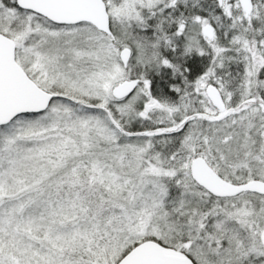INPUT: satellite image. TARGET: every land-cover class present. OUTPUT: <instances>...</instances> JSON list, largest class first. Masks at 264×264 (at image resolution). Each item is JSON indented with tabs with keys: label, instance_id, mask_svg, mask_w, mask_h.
Listing matches in <instances>:
<instances>
[{
	"label": "snow or ice",
	"instance_id": "obj_1",
	"mask_svg": "<svg viewBox=\"0 0 264 264\" xmlns=\"http://www.w3.org/2000/svg\"><path fill=\"white\" fill-rule=\"evenodd\" d=\"M0 264H264V0H0Z\"/></svg>",
	"mask_w": 264,
	"mask_h": 264
}]
</instances>
